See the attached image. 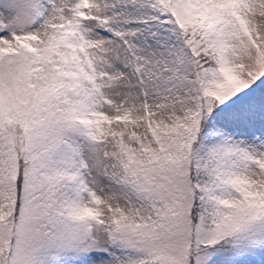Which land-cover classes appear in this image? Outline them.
I'll return each instance as SVG.
<instances>
[{
	"label": "snow or ice",
	"instance_id": "6c2138e0",
	"mask_svg": "<svg viewBox=\"0 0 264 264\" xmlns=\"http://www.w3.org/2000/svg\"><path fill=\"white\" fill-rule=\"evenodd\" d=\"M0 264H264V0H0Z\"/></svg>",
	"mask_w": 264,
	"mask_h": 264
}]
</instances>
